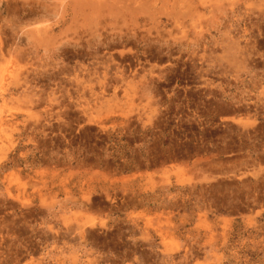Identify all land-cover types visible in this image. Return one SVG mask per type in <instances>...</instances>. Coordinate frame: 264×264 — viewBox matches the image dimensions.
<instances>
[{"label": "rangeland", "instance_id": "1", "mask_svg": "<svg viewBox=\"0 0 264 264\" xmlns=\"http://www.w3.org/2000/svg\"><path fill=\"white\" fill-rule=\"evenodd\" d=\"M0 264H264V0H0Z\"/></svg>", "mask_w": 264, "mask_h": 264}, {"label": "bare ground", "instance_id": "2", "mask_svg": "<svg viewBox=\"0 0 264 264\" xmlns=\"http://www.w3.org/2000/svg\"><path fill=\"white\" fill-rule=\"evenodd\" d=\"M82 3V2H81ZM84 3V2H83ZM88 4V3H87ZM91 4V3H90ZM78 5H79V3H78ZM92 9V8H91ZM82 10V9H81ZM96 11V10H95Z\"/></svg>", "mask_w": 264, "mask_h": 264}]
</instances>
